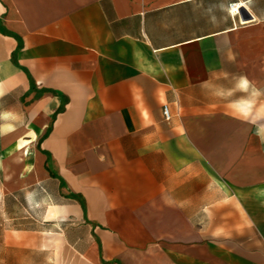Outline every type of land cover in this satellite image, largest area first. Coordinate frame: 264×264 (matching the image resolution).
<instances>
[{
  "label": "crops",
  "instance_id": "1",
  "mask_svg": "<svg viewBox=\"0 0 264 264\" xmlns=\"http://www.w3.org/2000/svg\"><path fill=\"white\" fill-rule=\"evenodd\" d=\"M0 36L37 166L0 202L55 212L8 262L264 264V0H0Z\"/></svg>",
  "mask_w": 264,
  "mask_h": 264
},
{
  "label": "rangeland",
  "instance_id": "2",
  "mask_svg": "<svg viewBox=\"0 0 264 264\" xmlns=\"http://www.w3.org/2000/svg\"><path fill=\"white\" fill-rule=\"evenodd\" d=\"M7 43L0 36V190L7 183L17 187L23 184V179L28 177L36 166L34 144H31L34 152L30 153L29 160L22 159V153L19 148L22 139L27 138V133H23L21 127V95L20 86L13 90L7 91L9 80H17L20 73L12 69L7 71ZM26 164H29L26 165ZM30 187L24 188L18 193L19 201L11 200L7 207L0 202V264H12L7 261L5 247L1 244V235L4 229L23 227L29 230H38L43 226L41 223L43 217L51 218L55 216L53 208L36 205L35 198L28 193ZM25 194V198L24 195ZM8 208V209H7ZM65 223L67 221H64ZM65 224L56 223L48 225L49 230H60ZM45 242L53 244L55 240L46 237ZM42 255L44 253L42 252ZM24 259L30 260L31 263L37 264L40 257L37 251L23 255ZM15 260H20L22 256L15 255ZM44 257L42 256V259ZM15 261L13 264H19Z\"/></svg>",
  "mask_w": 264,
  "mask_h": 264
},
{
  "label": "built area",
  "instance_id": "3",
  "mask_svg": "<svg viewBox=\"0 0 264 264\" xmlns=\"http://www.w3.org/2000/svg\"><path fill=\"white\" fill-rule=\"evenodd\" d=\"M232 9H234V8H232ZM163 114H164V117L166 119H169L170 118V112H169V108H168L167 105H163Z\"/></svg>",
  "mask_w": 264,
  "mask_h": 264
},
{
  "label": "bare ground",
  "instance_id": "4",
  "mask_svg": "<svg viewBox=\"0 0 264 264\" xmlns=\"http://www.w3.org/2000/svg\"><path fill=\"white\" fill-rule=\"evenodd\" d=\"M21 149H22L21 151H22L23 153H25V154H27V153L29 152V147H28L27 144H25Z\"/></svg>",
  "mask_w": 264,
  "mask_h": 264
}]
</instances>
